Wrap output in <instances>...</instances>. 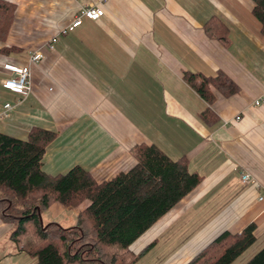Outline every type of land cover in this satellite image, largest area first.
I'll return each mask as SVG.
<instances>
[{
    "label": "crops",
    "instance_id": "0c3cea01",
    "mask_svg": "<svg viewBox=\"0 0 264 264\" xmlns=\"http://www.w3.org/2000/svg\"><path fill=\"white\" fill-rule=\"evenodd\" d=\"M10 1L16 12L0 41V113L6 103L13 108L0 131L20 138L32 127L55 132L43 157L50 174L81 165L108 180L135 165L131 149L144 143L186 157L203 177L133 244L140 253L154 243L136 264L159 250L166 255L160 264H185L222 232L252 222L256 241L264 237V102L254 104L264 93V32L254 0H106L101 18L83 17L66 33L94 0ZM40 47L44 58L31 64L30 92L5 88L6 62L26 64ZM186 72L222 73L236 91L210 84V103ZM243 171L261 187L243 184ZM87 205L55 202L47 223L74 210L73 226ZM14 226L0 217V264H34L11 241Z\"/></svg>",
    "mask_w": 264,
    "mask_h": 264
},
{
    "label": "trees",
    "instance_id": "16d2710c",
    "mask_svg": "<svg viewBox=\"0 0 264 264\" xmlns=\"http://www.w3.org/2000/svg\"><path fill=\"white\" fill-rule=\"evenodd\" d=\"M254 1L264 32V0ZM15 12L14 2L0 0L2 42ZM185 78L210 103L215 98L210 84L226 94L236 91L233 80L222 73L207 77L186 72ZM55 137L41 127H32L27 138L0 131V217L14 223L10 239L34 264H136L154 243L140 253L133 244L203 180L186 157L173 159L144 143L131 149L135 165L108 180L97 181L81 165L50 174L43 169V157ZM86 200L73 226L41 222L55 202L78 207ZM255 229L252 222L238 233L224 231L185 264H233L256 242ZM244 264H264V246Z\"/></svg>",
    "mask_w": 264,
    "mask_h": 264
},
{
    "label": "built area",
    "instance_id": "2783aa9c",
    "mask_svg": "<svg viewBox=\"0 0 264 264\" xmlns=\"http://www.w3.org/2000/svg\"><path fill=\"white\" fill-rule=\"evenodd\" d=\"M106 0H94V2L83 7L81 13L76 17V19L65 29L63 33L69 30H74L82 24L83 17H87L93 20H97L104 14V9L102 8L103 3ZM58 36L53 37L52 41H56ZM49 48H53L51 43L48 44ZM44 47H40L36 51L32 52L29 56L28 63H17L8 61L5 64V68L10 71V76L4 80L3 86L9 90H12L19 94H28L31 90V64L40 61L44 58ZM264 102V93L261 97L254 101V104L259 106ZM13 108L11 103H6L5 111L0 113V120H3L9 115L10 110ZM241 181L243 184L254 185L258 188L261 187L260 182H258L254 176L249 171H243L241 173ZM260 200L264 199V194L260 196Z\"/></svg>",
    "mask_w": 264,
    "mask_h": 264
},
{
    "label": "rangeland",
    "instance_id": "374dc122",
    "mask_svg": "<svg viewBox=\"0 0 264 264\" xmlns=\"http://www.w3.org/2000/svg\"><path fill=\"white\" fill-rule=\"evenodd\" d=\"M85 202V201H84ZM83 202V203H84ZM82 203V204H83ZM75 219V211L69 210L65 215H59L56 217V222L62 224L63 226H71ZM43 220L47 222L48 220H51L49 214L43 215ZM53 220V219H52ZM264 246V237L259 238L251 247H249L233 264H241L242 261L249 258L254 252L258 251L260 248ZM158 249H162V246ZM166 255L161 256V252L159 251H152L147 257L144 258V261L142 264H160L164 259Z\"/></svg>",
    "mask_w": 264,
    "mask_h": 264
},
{
    "label": "water",
    "instance_id": "95a60500",
    "mask_svg": "<svg viewBox=\"0 0 264 264\" xmlns=\"http://www.w3.org/2000/svg\"><path fill=\"white\" fill-rule=\"evenodd\" d=\"M40 219H41V222L43 223V217L42 216H40Z\"/></svg>",
    "mask_w": 264,
    "mask_h": 264
}]
</instances>
